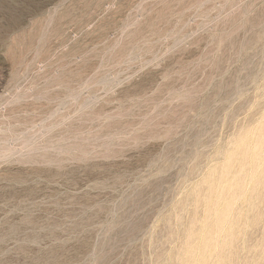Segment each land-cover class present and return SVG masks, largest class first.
Instances as JSON below:
<instances>
[{"label": "rangeland", "instance_id": "obj_1", "mask_svg": "<svg viewBox=\"0 0 264 264\" xmlns=\"http://www.w3.org/2000/svg\"><path fill=\"white\" fill-rule=\"evenodd\" d=\"M0 264H264V0H0Z\"/></svg>", "mask_w": 264, "mask_h": 264}]
</instances>
